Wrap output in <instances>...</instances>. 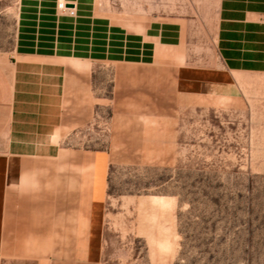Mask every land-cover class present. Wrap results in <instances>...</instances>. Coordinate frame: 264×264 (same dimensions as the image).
Here are the masks:
<instances>
[{
  "label": "rangeland",
  "instance_id": "374dc122",
  "mask_svg": "<svg viewBox=\"0 0 264 264\" xmlns=\"http://www.w3.org/2000/svg\"><path fill=\"white\" fill-rule=\"evenodd\" d=\"M68 1L76 15H64L93 14L129 32L177 21L181 43L157 45L155 61L181 64L186 56L202 80L227 82L177 92L167 65L155 84L120 77L116 62H93L87 92L74 102L88 105V116L63 145L110 157L99 264H264V73L232 78L222 69L218 0ZM20 4L0 0V56L14 49ZM137 20L141 31L127 24Z\"/></svg>",
  "mask_w": 264,
  "mask_h": 264
},
{
  "label": "crops",
  "instance_id": "0c3cea01",
  "mask_svg": "<svg viewBox=\"0 0 264 264\" xmlns=\"http://www.w3.org/2000/svg\"><path fill=\"white\" fill-rule=\"evenodd\" d=\"M55 3L21 0L14 49L0 56V262L6 264H99L110 157L63 145L88 116L89 106L74 102L87 92L94 61L116 62L120 77L144 75L155 84L167 65L177 92L227 83L202 80L186 56L181 64L155 61L157 45L181 43L177 21L129 32L93 14L72 19ZM214 45L232 78L264 73V0H218Z\"/></svg>",
  "mask_w": 264,
  "mask_h": 264
},
{
  "label": "built area",
  "instance_id": "2783aa9c",
  "mask_svg": "<svg viewBox=\"0 0 264 264\" xmlns=\"http://www.w3.org/2000/svg\"><path fill=\"white\" fill-rule=\"evenodd\" d=\"M67 2H70L68 0H65L64 2L58 1L56 3V7L60 9L61 11H65V14L67 15H76V4L73 3V6H67Z\"/></svg>",
  "mask_w": 264,
  "mask_h": 264
},
{
  "label": "bare ground",
  "instance_id": "6f19581e",
  "mask_svg": "<svg viewBox=\"0 0 264 264\" xmlns=\"http://www.w3.org/2000/svg\"><path fill=\"white\" fill-rule=\"evenodd\" d=\"M119 19H121V17H118ZM127 24H130V26H135L136 30H143L145 28V25L143 24L142 21H127ZM133 28V27H132Z\"/></svg>",
  "mask_w": 264,
  "mask_h": 264
},
{
  "label": "water",
  "instance_id": "95a60500",
  "mask_svg": "<svg viewBox=\"0 0 264 264\" xmlns=\"http://www.w3.org/2000/svg\"><path fill=\"white\" fill-rule=\"evenodd\" d=\"M67 6H73L72 2H67Z\"/></svg>",
  "mask_w": 264,
  "mask_h": 264
}]
</instances>
